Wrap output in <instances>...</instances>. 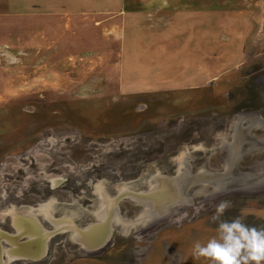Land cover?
Masks as SVG:
<instances>
[{
	"label": "rangeland",
	"instance_id": "374dc122",
	"mask_svg": "<svg viewBox=\"0 0 264 264\" xmlns=\"http://www.w3.org/2000/svg\"><path fill=\"white\" fill-rule=\"evenodd\" d=\"M126 5L0 0V231L17 232L11 211L26 209L55 228L37 211L50 202L54 218L71 214L85 227L101 194L146 190L158 172H222L237 115L254 114L250 134L264 141V0H182L147 12ZM262 168L264 146L238 158L240 172ZM225 188L193 184L192 200L160 220L127 195L103 248L87 250L64 228L40 259H5L216 264L192 252L218 237L221 221L264 230V181ZM221 201L229 207L213 220Z\"/></svg>",
	"mask_w": 264,
	"mask_h": 264
},
{
	"label": "water",
	"instance_id": "95a60500",
	"mask_svg": "<svg viewBox=\"0 0 264 264\" xmlns=\"http://www.w3.org/2000/svg\"><path fill=\"white\" fill-rule=\"evenodd\" d=\"M250 117H253V119H249ZM257 118L254 114H240L236 117V122L234 124V134L232 135V142L230 143L229 147V153L226 158L225 162V169L222 172H211L202 170L198 172L197 174H190L188 171L182 172L181 174H177V176H170L167 174H162L160 172L155 175V181L157 183L156 186V193L153 194L150 192H143L145 190H140L138 192L131 191V190H124V191H118L117 194L114 196V207L115 211H117L118 206L117 203L119 199L130 195L133 198H135L137 201L141 202L144 206V215L150 218H155L157 220L162 219V217L166 216L170 213L172 206L178 205L179 203H182L184 200L191 201L192 197L189 194V189L193 184L196 183H207V184H213L215 186L225 188L229 186H243L251 183L256 182H262L264 181V168H262L263 172L259 174H250V173H244L240 172L237 169V161L238 158L243 156L246 152L254 149L255 147H263L264 141H261L259 138L253 136L250 134L253 126L255 125ZM247 123V125H244V123ZM237 126L239 128H237ZM237 130H241L242 134L238 135ZM246 140H251L254 142L250 144L248 148H242V143H244ZM179 163L183 164L185 166L184 161H179ZM180 169V168H179ZM163 183V186H162ZM149 185V183H147ZM147 185V186H148ZM168 185L173 190V196L165 197L162 190L165 189L164 186ZM206 186H202L199 191H201ZM148 189V188H147ZM226 189V188H225ZM198 192V191H196ZM113 216V215H112ZM112 216L108 219L107 224V235L104 237L103 241L99 243H91L87 244L85 242L84 233L87 232L85 228L89 227L90 225H93L95 227L96 220L90 224H88L85 227H79L78 225H75L73 229L77 230L79 233L78 236H74L73 239L77 241L79 244L84 246L87 250H97L100 248H103L107 245V243L110 241L113 231V219ZM12 221V219H11ZM116 219L115 222H119ZM14 228L15 225L13 223ZM17 229H15L16 231ZM59 230H56L58 232ZM124 231H126L124 229ZM13 234L14 232H7ZM52 233V232H51ZM53 234V233H52ZM51 235V234H50ZM27 235L23 234L19 237V242L26 241ZM10 246V245H9ZM45 255V254H44ZM43 255V256H44ZM41 256V257H43ZM26 259H33L34 257H30L28 255L21 256ZM41 257H38L37 259H40Z\"/></svg>",
	"mask_w": 264,
	"mask_h": 264
},
{
	"label": "bare ground",
	"instance_id": "6f19581e",
	"mask_svg": "<svg viewBox=\"0 0 264 264\" xmlns=\"http://www.w3.org/2000/svg\"><path fill=\"white\" fill-rule=\"evenodd\" d=\"M250 119H253V117H250ZM237 128H239V127L237 126ZM237 132H238V135H241L242 134V131L241 130H237ZM179 171H181V170H179ZM154 177H155V175L151 176V178L147 181V183H149V185L147 187L148 189H146L143 192H149V193L151 192L152 194L154 192L156 193V189L155 188L157 186V183H156ZM162 186H163V183H162ZM164 187H165V189L162 190L163 193H164V196L167 197V198L170 197V196H173V190L171 189V187H169L168 185H166ZM124 190H128V189L127 188H120L119 191H124ZM97 191H98L99 194H101L102 188L101 187H98L97 188ZM97 196H99V195H97ZM100 196H101V197H99L100 198V204H99L100 207H99V209H97V211H95V216H96V219L95 220L97 221L94 224L95 227H93V225H90L89 227L85 228V230H87V232L84 233V238L83 239L85 240V242L87 244L88 243L91 244V243H94V242L96 244V243H99V242L103 241L104 237H106V235H107L108 219L112 215H113L112 216V218H113L114 217V214H115V207L116 206L114 207V200H113L114 199V196L113 197L112 196L110 197V196H105L103 194H101ZM50 203L51 204H46V203L45 204H41L40 207L37 209V211H38V213H41L45 218H48L49 221H51L54 224L55 228H53V229H56L59 226L63 225L64 223L70 221L69 220V218H70L69 216H71V214L70 215H67V216L66 215L65 216H62L60 218H54L52 216V213H51V207H53L54 204H52V202H50ZM11 214H12V220H13V223H14L15 227L18 230L25 229V231H28V234H26V233H23V234L29 236L26 241H22V242H19V238H18V242L19 243H17L18 246L15 249L16 252H18L21 249L22 252H24V251L26 252V253H22V256L23 255H28L30 257H34L33 259H37L38 257H41L44 253L42 254V250L39 251L38 249H40V247L42 246V244H43L42 242L45 241L44 244L45 243L47 244V240L46 239H48L49 236L52 235V233L53 234L56 233V231H53L52 233H51V231L45 232V230H44L45 228L43 229L44 226L41 225V223L39 222L40 220L37 219L38 218L37 217L38 215H37V213L35 212L34 209H26V211H24V212H20V211L16 212V211H13L12 210L11 211ZM115 217H116L115 220L116 219L118 220V216L116 215ZM146 220H148V219H146ZM128 225H130V224H128ZM74 226L75 225L72 224L71 227H68V228L72 229L73 230L72 232L75 231L74 232V236H78L79 233L77 232V230L73 229ZM126 227H128V226H125L123 228H126ZM58 230H62V227H60ZM6 234H8V233L0 231V237L1 236H4ZM23 234L20 233L19 234V237L21 235H23ZM70 234H71V232H70ZM4 238H5V240L6 239L8 240V238H6L5 236H4ZM14 243H16V242H14ZM44 247H45V245H44ZM4 253H5V256H6L7 259H11L12 257H13V259L23 258V257L18 256V255L15 256L13 254H10L8 248L7 249L5 248L2 251V255H3V262H2V264H7V261H6L5 257H4Z\"/></svg>",
	"mask_w": 264,
	"mask_h": 264
},
{
	"label": "clouds",
	"instance_id": "9594fccd",
	"mask_svg": "<svg viewBox=\"0 0 264 264\" xmlns=\"http://www.w3.org/2000/svg\"><path fill=\"white\" fill-rule=\"evenodd\" d=\"M228 207V201H221L213 220L219 219ZM217 233L218 237L210 238L205 244L196 242L193 257L211 258L216 264H249V261L260 264L264 260V230L248 227L237 218L221 221Z\"/></svg>",
	"mask_w": 264,
	"mask_h": 264
},
{
	"label": "flooded vegetation",
	"instance_id": "af4514ba",
	"mask_svg": "<svg viewBox=\"0 0 264 264\" xmlns=\"http://www.w3.org/2000/svg\"><path fill=\"white\" fill-rule=\"evenodd\" d=\"M38 219V218H37ZM69 220L70 221H68V222H66V223H64L63 225H61V226H59L58 228H56V229H51V230H49V229H44V227H43V229L45 230V232H49V231H51V232H53V231H56V230H58L60 227H62V229H64V228H68V227H71V225L72 224H74L72 221H71V218H69ZM40 222V221H39ZM41 223V222H40ZM42 225V224H41ZM17 229V228H16ZM17 232H15V233H13V234H10V233H8V234H6V235H4L6 238H8V240L6 239L5 240V238H4V236H1L0 237V264H2V262H3V255H2V251H3V245H2V240H5V241H7V243L10 245V246H7V247H5L6 249L8 248V250H9V253L10 254H13V255H15V256H22V253H26L25 251L24 252H22V250L20 249L18 252H16V248H17V243H19L18 242V238H19V234L20 233H26V234H28V231H25V229H20V230H16ZM18 236V237H17ZM28 235H27V239H28ZM46 240H48V239H46ZM14 242H16V243H14ZM44 242L45 241H43L42 243V246L40 247V249H38L39 251L40 250H42V254L44 253V251L46 250V247H47V244L45 243L44 244ZM44 245H45V247H44ZM45 249V250H44ZM4 257H6L5 256V253H4Z\"/></svg>",
	"mask_w": 264,
	"mask_h": 264
},
{
	"label": "crops",
	"instance_id": "0c3cea01",
	"mask_svg": "<svg viewBox=\"0 0 264 264\" xmlns=\"http://www.w3.org/2000/svg\"><path fill=\"white\" fill-rule=\"evenodd\" d=\"M182 0H126L125 8L139 9L144 11L172 7L174 4H181ZM121 10V9H120ZM117 11V12H120ZM126 10V9H125Z\"/></svg>",
	"mask_w": 264,
	"mask_h": 264
}]
</instances>
